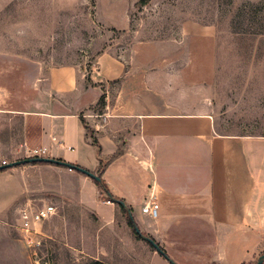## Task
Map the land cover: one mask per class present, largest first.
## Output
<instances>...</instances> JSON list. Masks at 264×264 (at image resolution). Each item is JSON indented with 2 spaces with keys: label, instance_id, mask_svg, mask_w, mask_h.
<instances>
[{
  "label": "rangeland",
  "instance_id": "374dc122",
  "mask_svg": "<svg viewBox=\"0 0 264 264\" xmlns=\"http://www.w3.org/2000/svg\"><path fill=\"white\" fill-rule=\"evenodd\" d=\"M103 54L124 62L148 97L211 113L225 134L264 135V0H0V165L28 160L14 111L51 97V71L90 76ZM120 84H110L112 100ZM50 194L32 195L59 208L35 237L40 247L28 248L9 214L0 264H155L120 213L109 229Z\"/></svg>",
  "mask_w": 264,
  "mask_h": 264
},
{
  "label": "crops",
  "instance_id": "0c3cea01",
  "mask_svg": "<svg viewBox=\"0 0 264 264\" xmlns=\"http://www.w3.org/2000/svg\"><path fill=\"white\" fill-rule=\"evenodd\" d=\"M89 75L71 67L51 71V97L14 111L24 117L23 143L97 176L101 162L86 138L83 120L88 123L102 148V180L113 198L133 210L141 239L95 180L49 163L0 165V227L9 214L19 215L20 231L23 211L58 208L34 202L39 187L109 229L120 213L135 240L151 238L173 264L258 262L264 255V135L225 134L211 113L148 97L138 81L129 83L132 72L112 55L99 56ZM116 81L120 89L112 100L109 86ZM102 96V113H91ZM153 197L157 219L142 211ZM58 214L39 226L44 236ZM167 258L154 252L155 264H172Z\"/></svg>",
  "mask_w": 264,
  "mask_h": 264
},
{
  "label": "built area",
  "instance_id": "2783aa9c",
  "mask_svg": "<svg viewBox=\"0 0 264 264\" xmlns=\"http://www.w3.org/2000/svg\"><path fill=\"white\" fill-rule=\"evenodd\" d=\"M28 157L32 158H45L48 156V150L45 148L30 149L27 151ZM3 166H7V162H2ZM159 204L154 201V197L151 198L150 202L144 205L142 211L143 214L150 216L152 219L159 217ZM58 214V208L49 204L38 210H25L22 213L23 221L19 227L20 231L25 234L26 243L29 249L36 250L40 247V243L35 241L36 236L41 235L39 226L44 222L51 220Z\"/></svg>",
  "mask_w": 264,
  "mask_h": 264
},
{
  "label": "trees",
  "instance_id": "16d2710c",
  "mask_svg": "<svg viewBox=\"0 0 264 264\" xmlns=\"http://www.w3.org/2000/svg\"><path fill=\"white\" fill-rule=\"evenodd\" d=\"M98 108H100V113H102V110L104 109L105 107V96H102L98 105H97ZM83 123L85 125V130H86V138L87 140H89V143L95 148L96 150V153H97V156L101 162V168L98 172V177L100 178V181H96L99 188L101 189V191L105 194H108V201L110 202H113V203H116L120 208L121 210L126 214L127 216V219H128V224L130 225V227L132 228L133 230V233L136 235L137 238L141 239V236L137 234L136 232V224L135 222L131 219L130 217V214L129 213H132L133 210L132 209H128L126 208L125 206L121 205V201L119 200H116L115 198H113L110 194H109V190L105 184V182L102 180V171L104 169V165H103V161H102V148L98 142V139L96 138L95 136V132L85 123V121L83 120ZM121 155V152H117V154H115L109 161H113L114 159H116L117 157H119ZM124 204V203H123ZM154 249V248H153ZM156 251V250H155ZM161 251L163 253H165V251L163 249H161ZM166 255V254H165ZM96 264V263H94Z\"/></svg>",
  "mask_w": 264,
  "mask_h": 264
},
{
  "label": "water",
  "instance_id": "95a60500",
  "mask_svg": "<svg viewBox=\"0 0 264 264\" xmlns=\"http://www.w3.org/2000/svg\"><path fill=\"white\" fill-rule=\"evenodd\" d=\"M23 163H49V164L61 165V166L68 167V168L71 169V170L79 171V172L85 174L86 176L90 177L91 179H93V180H95V181H100V178H99L98 176H96L95 174H93V173H90V172H88V171H86V170H83V169H81V168H74V167H71L70 165H68V164H66V163H64V162H61V161H58V160H54V159H49V158H37V159H32V160H26V161H24V162H14V163H12V164L10 165V167H16V166H19V165H21V164H23ZM0 170H1V169H0ZM121 205L124 206L123 203H121ZM129 214H130L131 219L133 220V216H132V214H131V213H129ZM133 221H134V220H133ZM136 232H137L139 235H141V232H140V230H139V228H138L137 226H136ZM142 238H143L144 240H146L147 242H149V243L151 244V246H152L157 252H159L160 254H162L164 257L167 258V256L165 255V253H163V252L161 251V249L159 248V246H158V245H157L152 239H150V238H148V237H146V236H142ZM167 259L169 260V258H167ZM169 261L173 264V262H172L171 260H169ZM263 262H264V255L261 256V257L259 258V260H258V262H257L256 264H263Z\"/></svg>",
  "mask_w": 264,
  "mask_h": 264
}]
</instances>
